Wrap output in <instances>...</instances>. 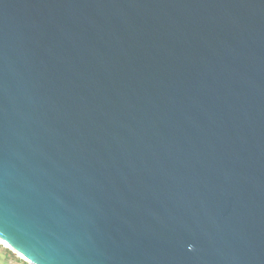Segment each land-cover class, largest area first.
<instances>
[{
	"label": "water",
	"instance_id": "1",
	"mask_svg": "<svg viewBox=\"0 0 264 264\" xmlns=\"http://www.w3.org/2000/svg\"><path fill=\"white\" fill-rule=\"evenodd\" d=\"M0 239L264 264V0H0Z\"/></svg>",
	"mask_w": 264,
	"mask_h": 264
},
{
	"label": "crops",
	"instance_id": "2",
	"mask_svg": "<svg viewBox=\"0 0 264 264\" xmlns=\"http://www.w3.org/2000/svg\"><path fill=\"white\" fill-rule=\"evenodd\" d=\"M0 264H27L6 246L0 244Z\"/></svg>",
	"mask_w": 264,
	"mask_h": 264
},
{
	"label": "built area",
	"instance_id": "3",
	"mask_svg": "<svg viewBox=\"0 0 264 264\" xmlns=\"http://www.w3.org/2000/svg\"><path fill=\"white\" fill-rule=\"evenodd\" d=\"M1 245H3L1 242H0ZM21 258V257H20ZM22 259V258H21ZM26 262V261H25ZM27 264H29L28 262H26Z\"/></svg>",
	"mask_w": 264,
	"mask_h": 264
},
{
	"label": "bare ground",
	"instance_id": "4",
	"mask_svg": "<svg viewBox=\"0 0 264 264\" xmlns=\"http://www.w3.org/2000/svg\"><path fill=\"white\" fill-rule=\"evenodd\" d=\"M0 242L4 244V242H3V241H1V239H0ZM4 245H5V244H4Z\"/></svg>",
	"mask_w": 264,
	"mask_h": 264
}]
</instances>
